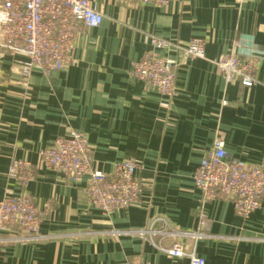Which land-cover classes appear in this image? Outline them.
Masks as SVG:
<instances>
[{"label":"crops","instance_id":"0c3cea01","mask_svg":"<svg viewBox=\"0 0 264 264\" xmlns=\"http://www.w3.org/2000/svg\"><path fill=\"white\" fill-rule=\"evenodd\" d=\"M91 3L102 23L80 26L65 69L23 77L16 66L22 57L0 50V199L6 189L21 191L8 171L13 159H24L35 166L26 194L42 212L35 239L0 232V264H186L135 234L111 233L158 217L173 229H201L202 237L184 244L204 264H264V198L243 220L229 199L201 203L192 179L215 138L227 155L264 165V0ZM150 37L169 41L159 52L171 58L174 45L205 43L204 57L180 61L171 97L131 74ZM237 43L260 59L250 88L226 82L213 62ZM71 131L86 135L93 170L137 164L135 204L106 215L87 203L85 177L73 181L43 163L40 149Z\"/></svg>","mask_w":264,"mask_h":264},{"label":"built area","instance_id":"2783aa9c","mask_svg":"<svg viewBox=\"0 0 264 264\" xmlns=\"http://www.w3.org/2000/svg\"><path fill=\"white\" fill-rule=\"evenodd\" d=\"M168 0H119L124 5H164ZM103 15L91 0H0V50L19 55L17 71L27 77L34 70L48 73L63 70L72 61L73 45L80 26L97 27ZM149 49L135 61L131 68L133 77L144 81L160 94H175L176 68L187 58L204 57L203 39L192 38L184 47L175 46L176 58L160 54V49L170 47L169 41L149 38ZM259 56L254 50H244L241 44L233 45L227 53L213 62L226 82L237 80L250 88L256 83ZM223 103H226L225 101ZM43 163L73 181L86 178V200L91 206L109 215L135 204L142 185L135 175L137 164L131 160L116 163L111 173L93 170L91 151L87 137L79 131L55 138L39 151ZM35 166L24 159L11 161L8 176L15 180L21 191L6 189L0 199V232L13 230L14 239L28 240L39 237L42 212L26 194V188L34 177ZM193 183L199 190V201L229 199L235 214L247 219L260 208L264 198V165L248 163L227 155L224 143L215 138L193 172ZM199 214V226L203 225ZM113 234H135L147 240L159 252L171 259L184 258L186 264H204L194 249H188L184 239L196 241L203 236L200 228L179 230L167 226L161 218L153 219L148 226ZM169 240L168 243L165 241ZM125 264H157L147 261H131Z\"/></svg>","mask_w":264,"mask_h":264}]
</instances>
